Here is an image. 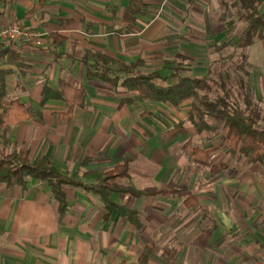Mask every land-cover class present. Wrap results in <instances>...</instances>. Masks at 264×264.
<instances>
[{
    "label": "crops",
    "instance_id": "0c3cea01",
    "mask_svg": "<svg viewBox=\"0 0 264 264\" xmlns=\"http://www.w3.org/2000/svg\"><path fill=\"white\" fill-rule=\"evenodd\" d=\"M233 1L141 0L135 20L126 23L122 18L129 0H43L33 13L29 11L38 0H0V24L15 21L41 38L39 45L10 43L9 53L0 55V80L7 93L2 104L17 99L38 112L6 131L0 129V155L21 149L30 159L47 156L62 174L85 183H95L100 173L127 159L128 181L135 189L170 186L183 195L110 194L114 202L140 213L142 226L134 230L117 210L104 220L102 202L80 187H64L67 210L59 217L58 204L45 183L32 178L24 185L1 183L0 264H137L145 245L153 247L148 264H169L168 257L176 254L177 264L181 254L182 264H196L189 256L199 254L195 240L207 234L214 242L237 233L235 237L244 247H253L257 257L264 252V163L246 164L241 155L227 150L220 133H197L187 121L190 99L173 107L136 98L120 86L88 81L78 59L91 49L110 56L114 68L118 62L143 61L145 72L157 70L169 77L159 81L161 85L174 81V71L202 77L210 67L216 78L227 81L226 73L215 69L231 62L225 59L230 51L212 57L210 46L221 48L226 41L220 42L233 33L227 42L231 50L242 28L231 19ZM51 33L61 36L62 42L52 43ZM256 45L260 50L264 42L255 40L246 47ZM245 55L247 68L252 69L246 81L261 100L264 94L253 79H264V60ZM236 58L241 71L246 63L239 55ZM59 80L85 91L84 106L68 113L59 100L41 104L42 87L56 89ZM128 97L134 100L124 103ZM180 121L185 132L170 135ZM192 147L212 149L209 160L193 157ZM186 195L197 201L195 207L183 205ZM182 210L184 219L177 215L173 220ZM190 215L193 219L184 221ZM175 223L177 230L187 232V241L181 232L166 228ZM174 242L182 248L177 250ZM240 248L234 245L230 254H242Z\"/></svg>",
    "mask_w": 264,
    "mask_h": 264
},
{
    "label": "trees",
    "instance_id": "16d2710c",
    "mask_svg": "<svg viewBox=\"0 0 264 264\" xmlns=\"http://www.w3.org/2000/svg\"><path fill=\"white\" fill-rule=\"evenodd\" d=\"M41 4L43 0H38L29 13L39 9ZM142 6L141 0H129L123 21L132 23ZM231 6L234 8L235 22L242 28L236 34L225 59L232 61L239 55L246 63V55L242 49L255 40L264 42V0H234ZM230 24L233 22L230 21ZM49 38L55 44H60L63 40L55 33H51ZM12 46L7 42L0 43V55H7ZM78 59L83 64L88 81L105 82L113 88L120 86L125 91L135 94L136 98L173 107L190 99L191 108L187 114V121L197 133H220L224 142H227V150L232 154L241 155L246 164L264 163V114L253 101V93L248 81L240 80L242 107L233 100L227 81L216 78L211 67L202 77L181 75L174 71L171 75L174 81L161 85L159 81H167L169 77H162L157 70L145 72L142 69L143 61L118 62L117 67L114 68L112 66L115 63L110 56L91 49H85ZM245 66L247 67V63L243 65L242 71L248 77ZM241 68L242 65H236L237 70ZM4 87V81L1 79L0 129L6 131L10 124L29 120L37 116L38 112L32 105L25 106L17 99L11 100L8 105H3L1 100L7 96ZM41 96V104L49 99L59 100L68 107V113H71L75 106L82 107L85 104V91L69 85L64 80H59L56 89L44 85ZM134 97L125 98L123 102L130 103ZM184 132L183 121H180L169 133L175 135ZM191 151L193 157L208 161L212 149L192 147ZM211 170L214 168L211 167ZM29 178L37 179L49 187L53 199L58 204L59 217H63L67 210V195L64 187H80L94 194L102 202L104 220H108L111 212L117 210L134 230H139L142 226L140 213L114 202L110 194L120 193L132 197L183 196L180 189L170 186L163 189L155 187L135 189L128 181L129 160L127 159L100 173L95 183H85L81 179L62 174L47 156L30 159L28 152L21 149H13L10 153L0 155V184L24 185ZM183 205L187 208L195 207L197 201L192 195H186ZM152 252V245H145L137 258V264H148Z\"/></svg>",
    "mask_w": 264,
    "mask_h": 264
},
{
    "label": "rangeland",
    "instance_id": "374dc122",
    "mask_svg": "<svg viewBox=\"0 0 264 264\" xmlns=\"http://www.w3.org/2000/svg\"><path fill=\"white\" fill-rule=\"evenodd\" d=\"M231 19H235V16H231ZM231 36L226 38L222 43L220 42V44H224L225 41H226V44L224 46H221V48H217V49H212V46H210V50H212V57H221V56H224L226 55L229 51H230V47L228 46L227 42H231L232 39L235 37V35L233 33L230 34ZM260 45V44H259ZM243 53L244 54H248L250 55L251 58H257L256 60H261V58L264 60V45L261 46L260 50H258V47L257 45L250 48V47H246L243 49ZM254 55V56H253ZM240 63H241V60L240 58H236L234 61H231L229 62L228 64H225L223 66H217L216 67V71L217 70H220L219 72H221L222 70L226 73V79H227V86L232 94V97H233V100L238 102L240 106L243 107V99H242V94L240 92V89H239V86H240V80H243L246 82V80H248V77L245 76V74L243 73V71L241 70H237L235 68V66ZM215 71V72H216ZM246 71L248 72H251L252 69H248L246 67ZM217 72V73H219ZM219 78V77H218ZM253 84L255 87H257V89L259 90V92H261L262 94H264V79H259V81H257L255 78L253 79ZM252 98H253V101L254 103L257 104V106L260 108V110L263 112L264 111V95L262 97L261 100H258L254 94L252 95ZM259 165V164H257ZM183 213L184 211H180L179 213L175 212L174 215H173V220L174 218L176 219L177 218V215H182V220L184 219L183 217ZM201 214H198V217H200ZM191 216V215H190ZM188 217V216H185L188 217L186 220L184 221H189L191 219H193L194 216H191V217ZM205 218H208L207 216L204 217ZM189 219V220H188ZM201 222L202 225H204V220ZM208 223V222H207ZM206 223V226L205 228L207 227V224ZM178 223H175L174 226L170 227V225L168 224L166 226V228H170V229H175L177 230V226ZM181 230H183L182 228H180L179 232H181ZM205 230V229H204ZM208 231V230H207ZM209 232V231H208ZM207 232V233H208ZM237 233H232L230 235V237L232 238H218L217 240H215L214 242L213 241H209L207 239L208 237V234L207 235H201L197 240H195V242L197 243V245L201 248L200 251H198V255L196 256H192V253L191 255L189 256L190 259L196 261V264H250V263H253V260L254 259H258L257 263L256 264H264V252H261L260 255H258V257L256 256L255 254V250H253V247L251 248H247V247H244L243 246V243L241 241V239H239V237H235ZM181 238H183V240L187 241V232L186 234H183L182 232L180 233ZM182 242L185 244V242ZM210 243H213L211 246ZM176 247L177 250L181 249L182 246H178L177 245V242H174L173 243ZM183 244V245H184ZM238 244L241 245V248L239 249L240 252H242V254L240 255H237V254H230L232 251H233V247L234 245L237 246ZM174 248V247H173ZM215 251V253L213 252ZM219 251L220 253L217 254L216 252ZM214 253V254H213ZM160 255H162V252L160 253ZM182 257H181V264L184 263V254H181ZM178 254L176 255H171L169 256V264H177L179 259L177 260V257ZM241 256V257H239Z\"/></svg>",
    "mask_w": 264,
    "mask_h": 264
},
{
    "label": "built area",
    "instance_id": "2783aa9c",
    "mask_svg": "<svg viewBox=\"0 0 264 264\" xmlns=\"http://www.w3.org/2000/svg\"><path fill=\"white\" fill-rule=\"evenodd\" d=\"M23 42L26 44H41L40 34L33 30L22 27L19 23L12 21L7 24H0V43Z\"/></svg>",
    "mask_w": 264,
    "mask_h": 264
}]
</instances>
